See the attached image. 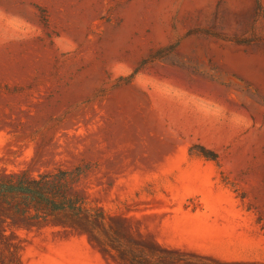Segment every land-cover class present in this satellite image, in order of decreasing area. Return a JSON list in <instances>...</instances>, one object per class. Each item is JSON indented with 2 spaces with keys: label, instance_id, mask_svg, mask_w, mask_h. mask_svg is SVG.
Instances as JSON below:
<instances>
[{
  "label": "rangeland",
  "instance_id": "rangeland-1",
  "mask_svg": "<svg viewBox=\"0 0 264 264\" xmlns=\"http://www.w3.org/2000/svg\"><path fill=\"white\" fill-rule=\"evenodd\" d=\"M77 164L0 264H264V0H0V170Z\"/></svg>",
  "mask_w": 264,
  "mask_h": 264
},
{
  "label": "trees",
  "instance_id": "trees-1",
  "mask_svg": "<svg viewBox=\"0 0 264 264\" xmlns=\"http://www.w3.org/2000/svg\"><path fill=\"white\" fill-rule=\"evenodd\" d=\"M137 71V70H136ZM134 71L128 79H131ZM208 155V154H205ZM87 164H77L71 168L55 167L31 174L28 170H0V200L7 203L14 215L33 210L38 218L43 215L68 213L74 216H88L94 220H104L103 214L81 193L79 183L87 174ZM12 200L15 203L12 204ZM16 264H21L16 260Z\"/></svg>",
  "mask_w": 264,
  "mask_h": 264
}]
</instances>
